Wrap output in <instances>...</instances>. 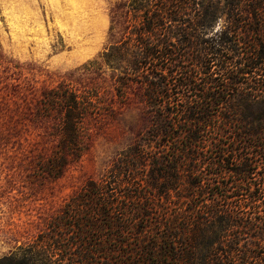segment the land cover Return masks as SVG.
<instances>
[{
    "label": "trees",
    "instance_id": "trees-1",
    "mask_svg": "<svg viewBox=\"0 0 264 264\" xmlns=\"http://www.w3.org/2000/svg\"><path fill=\"white\" fill-rule=\"evenodd\" d=\"M120 10L113 22L125 17L122 38L91 63L94 73L112 69V97L98 87L74 90L73 82L43 97V116L59 121L65 150L52 156L51 172L79 158L87 120L112 117L131 91L148 126L71 198L51 233L0 264H62L56 256L64 264H110L118 252L112 241L127 247L113 264H264V185L251 181L264 157V0H225L223 28L209 37L219 10L201 0H141ZM179 32L184 38L174 41ZM186 190L196 192L181 196ZM151 197L164 208L155 211ZM130 200L135 211L124 203ZM149 212L157 221L139 228ZM150 226L157 231L147 242ZM131 228L138 243L124 241Z\"/></svg>",
    "mask_w": 264,
    "mask_h": 264
},
{
    "label": "rangeland",
    "instance_id": "rangeland-1",
    "mask_svg": "<svg viewBox=\"0 0 264 264\" xmlns=\"http://www.w3.org/2000/svg\"><path fill=\"white\" fill-rule=\"evenodd\" d=\"M140 1L0 0V257L25 249L40 235L51 233V222L61 215L71 198L89 181L101 179L148 126L145 106L131 91L124 107L113 106L112 117L87 120L88 133L79 158H69L61 171L51 172L52 156L56 152L65 155V150L61 152V137L57 135L59 121L43 116L45 93L73 82L74 90L98 87L105 99L112 97V69L102 66L94 73L91 63L101 60L105 49L123 36L127 22L121 15L113 22V9L121 7V12ZM201 1L202 6L219 10V18L208 29L209 37L216 33L218 23L223 28L224 16L220 11L225 0ZM182 35L179 32L174 41L183 39ZM244 144L242 141L240 146ZM256 159L251 181L264 185V157ZM201 166L206 173L211 172L207 163ZM190 192L192 196L196 191L186 190L180 195L186 197ZM130 193L135 195V188ZM149 199L155 211L164 208L158 197ZM124 203L135 211V202ZM141 221L139 228L154 225L157 215L149 212ZM159 221L165 223L164 214ZM150 227L147 242L154 239L157 231ZM130 232L124 241L134 240L136 234L132 228ZM95 237L92 234V244L98 241ZM111 247L118 250L111 253L113 264L127 247L115 241ZM60 248L65 255V246ZM140 253L136 251V257ZM56 257L64 264V256Z\"/></svg>",
    "mask_w": 264,
    "mask_h": 264
},
{
    "label": "clouds",
    "instance_id": "clouds-1",
    "mask_svg": "<svg viewBox=\"0 0 264 264\" xmlns=\"http://www.w3.org/2000/svg\"><path fill=\"white\" fill-rule=\"evenodd\" d=\"M220 30H221V25L218 23V24L216 25V27H215V31H216V32H219ZM209 35H211V33H210Z\"/></svg>",
    "mask_w": 264,
    "mask_h": 264
}]
</instances>
